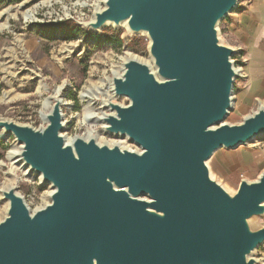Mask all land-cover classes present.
Instances as JSON below:
<instances>
[{
    "label": "water",
    "instance_id": "water-1",
    "mask_svg": "<svg viewBox=\"0 0 264 264\" xmlns=\"http://www.w3.org/2000/svg\"><path fill=\"white\" fill-rule=\"evenodd\" d=\"M239 0H105L85 31L108 25L150 39L153 67L124 61L112 79L106 132L139 151L66 143L63 99L36 130L0 119L22 147L21 161L52 185L51 202L32 212L14 187L3 191L0 264H257L264 228V173L231 194L207 163L264 136V106L239 125L232 111L237 52L219 25Z\"/></svg>",
    "mask_w": 264,
    "mask_h": 264
},
{
    "label": "rangeland",
    "instance_id": "rangeland-1",
    "mask_svg": "<svg viewBox=\"0 0 264 264\" xmlns=\"http://www.w3.org/2000/svg\"><path fill=\"white\" fill-rule=\"evenodd\" d=\"M104 1L0 0V119L36 130L46 128L51 99H56V90L64 86L65 140L82 137L95 139L99 145L139 151L129 140L105 133L102 122L85 121L88 113L97 117L102 113V103L108 100L103 94L109 92L110 80L122 69L125 59L133 56L153 67L146 34L134 35L125 26H108L97 34L85 31L84 25L92 21L95 11L104 9ZM260 5L264 7V0H239L238 9L218 27L221 43L237 52L233 62L238 78L232 111L226 119L229 125L241 124L264 106V95L239 98L248 78L244 33L251 32L248 27L252 23H259L249 11ZM42 86L47 90L40 93ZM88 87L92 96L84 100L82 94ZM46 101L50 106L44 105ZM113 102L129 104L126 98H114ZM20 147L13 136L0 135V223L8 210L2 192L12 178L16 180L13 187L32 212L46 207L54 191L17 154L11 157ZM207 165L211 177L235 194L242 181L256 182L264 173V136L235 150L217 151ZM250 226L254 231L263 229L264 216L253 218ZM253 258L257 264H264V244Z\"/></svg>",
    "mask_w": 264,
    "mask_h": 264
},
{
    "label": "crops",
    "instance_id": "crops-1",
    "mask_svg": "<svg viewBox=\"0 0 264 264\" xmlns=\"http://www.w3.org/2000/svg\"><path fill=\"white\" fill-rule=\"evenodd\" d=\"M249 14L259 23L250 25L251 32L244 33V58L247 62V79L240 88L239 98L264 95V7H254Z\"/></svg>",
    "mask_w": 264,
    "mask_h": 264
},
{
    "label": "bare ground",
    "instance_id": "bare-ground-1",
    "mask_svg": "<svg viewBox=\"0 0 264 264\" xmlns=\"http://www.w3.org/2000/svg\"><path fill=\"white\" fill-rule=\"evenodd\" d=\"M105 2V1H104ZM97 11H101L100 9H98ZM92 21H94V18L92 19ZM108 26H113V25H108ZM107 26V27H108ZM122 26H125V27H127V25L126 24H123ZM99 32H101V30L99 31ZM98 32V33H99ZM130 59H134V60H137V61H139L136 57H131ZM129 59H125V61H128ZM140 62V61H139ZM144 62V61H143ZM151 67V66H150ZM237 72V71H236ZM122 73H123V68L120 70V71H116L115 72V76L116 77H121V75H122ZM104 85V84H103ZM99 88V87H98ZM63 89H64V86H60V87H58V89L56 90V92H55V98L56 99H51L52 100V102L54 103L55 101H57L58 99H61V93H62V91H63ZM99 89H101V88H99ZM47 90V88L46 87H44V86H42L40 89H39V92L40 93H42V92H44V91H46ZM101 91V90H100ZM109 92L107 93V94H103L106 98L108 97V100H106V101H104L102 104H103V110H102V113L97 117V116H94L93 114H90V113H88V115H87V117H85V121H100V122H102L104 125H105V123H104V119L106 118V117H108L110 114H107V111H109L108 110V104L109 103H111V102H113V99L114 98H116L115 96H114V92H113V85H112V80H110V85H109V90H108ZM92 96V93H90V88L88 87L85 91H84V93L82 94V99H84V100H86V99H90V97ZM89 102L91 103L92 101H90L89 100ZM44 105L47 107V106H50V104H49V102H45L44 103ZM52 109V108H51ZM49 114V113H48ZM47 114V115H48ZM90 114V115H89ZM95 123V122H94ZM106 125H105V127H104V131H105V133H107L106 132ZM108 134V133H107ZM0 135L2 136V137H4V138H8V136H7V134H6V132L4 131V130H2V129H0ZM110 135V134H109ZM116 137V136H115ZM77 138V137H76ZM117 138H119V137H117ZM120 138H123V137H120ZM260 138V137H259ZM259 138H256L254 141H256V140H258ZM75 139V138H74ZM74 139H68V140H65L66 141V143H71ZM125 139H127V138H125ZM128 140V139H127ZM104 145V144H103ZM106 145H108V144H106ZM20 146V145H19ZM110 147H113V146H110ZM18 150V149H17ZM128 150H130V149H128ZM21 153H22V147H20L19 148V150L18 151H16V153L15 154H12L11 155V157H13V156H15L16 154H17V156L19 157V158H21ZM17 156H16V158H17ZM14 158V157H13ZM18 159V158H17ZM28 168V167H27ZM29 169V168H28ZM12 173V176L15 174V172H16V169H14L13 171H11ZM38 177H40L39 175H37ZM14 178H12V180H10L9 181V184H8V186L6 187V188H4V191H8V190H10V189H12V188H14L13 187V184L15 183V179L13 180ZM54 192V191H53ZM53 192H52V194H53ZM51 194V195H52ZM8 207H9V205H8ZM8 211V210H7Z\"/></svg>",
    "mask_w": 264,
    "mask_h": 264
},
{
    "label": "trees",
    "instance_id": "trees-1",
    "mask_svg": "<svg viewBox=\"0 0 264 264\" xmlns=\"http://www.w3.org/2000/svg\"><path fill=\"white\" fill-rule=\"evenodd\" d=\"M77 30H79V29H77Z\"/></svg>",
    "mask_w": 264,
    "mask_h": 264
}]
</instances>
